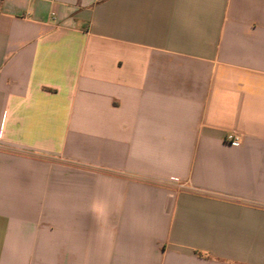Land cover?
<instances>
[{"label": "crops", "instance_id": "obj_1", "mask_svg": "<svg viewBox=\"0 0 264 264\" xmlns=\"http://www.w3.org/2000/svg\"><path fill=\"white\" fill-rule=\"evenodd\" d=\"M0 264H264V0H0Z\"/></svg>", "mask_w": 264, "mask_h": 264}, {"label": "built area", "instance_id": "obj_2", "mask_svg": "<svg viewBox=\"0 0 264 264\" xmlns=\"http://www.w3.org/2000/svg\"><path fill=\"white\" fill-rule=\"evenodd\" d=\"M225 140L235 143L238 140V136L236 135V133H230L225 136Z\"/></svg>", "mask_w": 264, "mask_h": 264}]
</instances>
